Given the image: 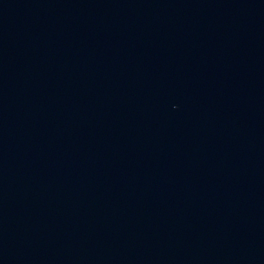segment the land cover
Wrapping results in <instances>:
<instances>
[{
	"label": "water",
	"instance_id": "water-1",
	"mask_svg": "<svg viewBox=\"0 0 264 264\" xmlns=\"http://www.w3.org/2000/svg\"><path fill=\"white\" fill-rule=\"evenodd\" d=\"M264 89V0H0V264H138Z\"/></svg>",
	"mask_w": 264,
	"mask_h": 264
}]
</instances>
